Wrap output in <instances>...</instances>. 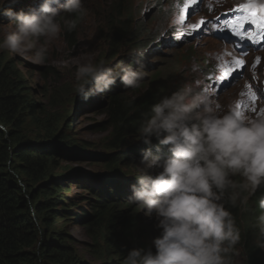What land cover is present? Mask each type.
Returning a JSON list of instances; mask_svg holds the SVG:
<instances>
[{"label": "clouds", "instance_id": "9594fccd", "mask_svg": "<svg viewBox=\"0 0 264 264\" xmlns=\"http://www.w3.org/2000/svg\"><path fill=\"white\" fill-rule=\"evenodd\" d=\"M217 1L199 0L201 23L224 11L215 7ZM20 3L21 0H6L8 7L0 5V15L8 20L3 26L0 49L31 54L35 63L45 62L50 42L62 31L72 32L78 20L87 14L83 0ZM235 3L251 9L246 16L239 12L242 17L238 26L250 45L255 39L261 42L263 52L257 53L263 63L264 39L260 37L264 35V26L259 20L264 19V0H234L227 10L235 8ZM15 5L21 8H14ZM249 23L251 34L245 30ZM242 41L245 43V38ZM229 52L237 57L234 51ZM144 54L139 48L127 53L129 57L141 58ZM243 59L245 63L248 60ZM133 65V59L129 63L120 61L115 67L106 61L78 65L76 95L87 101L108 92L117 80L125 87L122 89L140 88L148 75L146 65ZM202 83L185 82L143 113L136 137L142 144L133 147L143 155L139 165H134L136 174H130L128 185L121 180L130 175L117 170H108L102 184H97L102 200H123L122 203L137 206L148 217L155 213L157 227L162 230L153 242L155 253L132 249L125 264H233L232 254L241 233L226 205H237L241 199L239 188L255 192L264 185V114L238 115L234 106L222 105L201 88ZM236 92L242 94L244 90ZM248 94L242 107L252 110L255 102L251 103ZM146 145L149 147L144 150ZM154 145L160 147L152 151ZM236 176L243 178V184L235 182ZM95 184L92 182L90 187L95 188ZM260 207L264 209V197ZM258 222L264 234V213Z\"/></svg>", "mask_w": 264, "mask_h": 264}, {"label": "rangeland", "instance_id": "374dc122", "mask_svg": "<svg viewBox=\"0 0 264 264\" xmlns=\"http://www.w3.org/2000/svg\"><path fill=\"white\" fill-rule=\"evenodd\" d=\"M29 1L21 0L18 5H25ZM83 3L87 14L79 20L74 32L62 31L57 39L50 42L45 62H33L31 54L19 55L4 49H0V52L17 61L32 98L46 106V113L52 115L51 118H61L59 133H64L67 129L64 124L73 120L72 126L66 131V137L69 146L75 145L81 149L71 150L69 157H55L59 165L53 174L62 178L65 188L59 191L58 196L63 205L67 206L68 215V220L56 223V229L62 230L70 238L68 244L74 248L82 264H113L119 260V251L128 253V249L132 248L147 252L155 248L153 242L162 230L157 227L155 213L151 217L145 216L135 206V224L130 236L122 234L118 239L124 223L120 218L109 221L107 237L116 240L119 247V250L111 253L110 242L101 241L105 228L93 227L94 233L92 229L85 228L83 221H79L82 219L80 215L89 211L92 204V195L83 190L81 183L87 186L95 182V188L100 189L97 184H102L107 171L111 170L108 168L110 164H117L116 170L125 175L136 174L134 165H139L143 154L135 152L133 148L142 144V141L136 139L137 135L125 138L118 150L110 148L113 129L102 113L105 110L103 104L106 102V92L87 101L80 99L74 88L77 66L100 61H106L113 67L120 61L129 63L135 56L129 57L127 53L139 48L144 50V56L139 59L144 61L148 73L141 87L136 89L139 93L146 87L157 88L162 84V99L185 82L201 80V88L213 94V98L222 105L234 106L237 112L264 114V103L252 104L253 109L250 111L242 107V102L252 92V88L240 75L232 78L230 74L222 89L213 87L214 72L220 74L224 59L232 57V54L203 33L198 14L199 0H83ZM0 5L8 7L6 0H0ZM126 10L130 13V27L136 28V31L132 39L118 45L116 40L113 41L114 27L125 18L123 14ZM7 24V18L0 15V40L5 32L3 26ZM136 37V41L140 40L141 44L132 41ZM135 64L137 67L140 63L137 60ZM244 66L243 61L236 69L241 75L245 72ZM237 89L239 92L243 89L244 92L238 94ZM58 148L62 149L60 146ZM122 155L124 157L120 158ZM112 159H116V163L111 162ZM152 174H155L154 170ZM131 178L132 175L122 179L123 185H128ZM263 190L264 185L255 192L250 188L245 189L244 201H249L247 204L253 206L252 200L260 196ZM122 201L114 202L116 209H122ZM129 214L125 213L126 216ZM236 261L241 264L239 256Z\"/></svg>", "mask_w": 264, "mask_h": 264}, {"label": "trees", "instance_id": "16d2710c", "mask_svg": "<svg viewBox=\"0 0 264 264\" xmlns=\"http://www.w3.org/2000/svg\"><path fill=\"white\" fill-rule=\"evenodd\" d=\"M123 16L125 18L114 27L113 41L116 40L118 45L132 39L136 31L130 27L128 10ZM136 39L132 41L142 43ZM163 88L160 84L157 88L146 87L142 93L136 89H121L106 95L102 113L113 129L110 148L118 150L125 138L138 135L143 113L161 100ZM31 95L17 61L0 52V264H82L68 244L70 238L56 229V223L68 220V215L67 206L58 196L65 188L62 178L53 174L59 165L55 157H69L71 150L81 149L69 146L66 137L73 120L64 124L67 128L64 133H59L61 118H51L52 115L46 113V106L36 102ZM63 146H66L65 150ZM116 159L111 162L116 163ZM108 168L116 171L117 164H110ZM233 179L237 184H243L242 177ZM90 184L84 186L81 183L83 190L92 195V204L89 211L80 215L79 221L85 223V228L104 227L101 241H109V250L114 253L119 247L116 240L107 237L109 221L120 218L124 223L118 239L122 234L130 236L135 224V206L124 202L122 209H116L114 201L101 199V188H91ZM238 191L241 199L237 205H226L241 233L232 254L233 264H238V256L241 264H264V234L258 222V217L264 213L260 207L264 190L254 197L253 206L247 204L249 201L241 202L246 197L245 189L241 187ZM127 212H130L128 216L125 215ZM151 251L155 253L156 249ZM128 253L119 251V260L113 264H125Z\"/></svg>", "mask_w": 264, "mask_h": 264}, {"label": "snow or ice", "instance_id": "6c2138e0", "mask_svg": "<svg viewBox=\"0 0 264 264\" xmlns=\"http://www.w3.org/2000/svg\"><path fill=\"white\" fill-rule=\"evenodd\" d=\"M202 23H205V22H202ZM259 24L262 25V26H264V19L259 20ZM239 35H240V38L241 39H244L245 38L244 37V34H243V31ZM253 42H255V41L253 40ZM235 64H237V65L243 64V61L242 60H236L235 61ZM220 79H223V77H221ZM237 107H239V106H237ZM237 114L239 115L241 113L240 112H237Z\"/></svg>", "mask_w": 264, "mask_h": 264}]
</instances>
